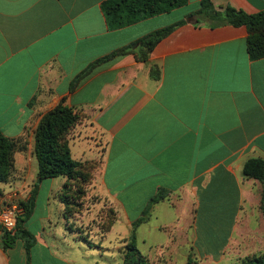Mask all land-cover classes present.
I'll use <instances>...</instances> for the list:
<instances>
[{
    "label": "crops",
    "instance_id": "obj_1",
    "mask_svg": "<svg viewBox=\"0 0 264 264\" xmlns=\"http://www.w3.org/2000/svg\"><path fill=\"white\" fill-rule=\"evenodd\" d=\"M104 1L0 0V132L26 145L9 182L0 183V210L14 189L26 202L37 185L23 224L33 239L20 236L6 248L0 229V264H101L85 258L112 244L120 218L126 230L113 238L122 260L112 264H123L125 241L161 191L168 197L135 228L151 264H223L264 253V183L243 173L249 159L264 161V58L250 60L247 28L212 27L194 15L204 0H189L110 30ZM210 1L217 10L264 11V0ZM180 23L147 62L134 53L116 57L71 91L95 61L140 49V39ZM63 101L80 115L68 136L71 155L101 163L94 189L117 213L105 234L101 219L88 228V217L66 211V178L38 182L34 133ZM86 141L99 142L97 151Z\"/></svg>",
    "mask_w": 264,
    "mask_h": 264
},
{
    "label": "trees",
    "instance_id": "obj_2",
    "mask_svg": "<svg viewBox=\"0 0 264 264\" xmlns=\"http://www.w3.org/2000/svg\"><path fill=\"white\" fill-rule=\"evenodd\" d=\"M188 3L189 0H106L102 3V11L109 29L119 30L170 13L175 9L186 6ZM194 15L209 21L212 27L220 25L246 27L249 34L247 52L250 60L257 61L264 58V11L248 14L231 6L223 10H217L210 0H204L201 3V8ZM181 24L159 29L140 39L138 42L140 49H119L95 61L73 80L70 87L71 91L75 90L81 81L98 66L116 57L134 53L139 61L147 62L150 53L157 44ZM152 74L156 75V72L152 70ZM79 121L80 115L65 105L63 101L42 116L34 133V152L38 162V182L45 179L66 178L67 183L62 200L66 211L72 214L76 213V209H81V204H76L75 198L82 194V186L90 179L95 178L94 173L101 164L98 161L82 163L73 159L68 136ZM25 150L26 145L22 143V139H10L0 132V183L9 182L15 172V154ZM243 173L249 179L264 183V161L254 158L249 159L244 165ZM75 188L77 190L74 191ZM36 197L37 185L31 197L22 204L24 213L19 218L17 234L15 236L5 234L4 244L6 248H12L20 236L33 239L32 235L23 229V224L33 215ZM167 197L168 193L166 191H161L156 195L145 210L144 217L134 225L130 239L125 241L123 264H151L137 247L135 228L146 220L145 218L150 214L155 204L164 201ZM115 220L107 230L111 229ZM239 264H264V253L247 258Z\"/></svg>",
    "mask_w": 264,
    "mask_h": 264
},
{
    "label": "rangeland",
    "instance_id": "obj_3",
    "mask_svg": "<svg viewBox=\"0 0 264 264\" xmlns=\"http://www.w3.org/2000/svg\"><path fill=\"white\" fill-rule=\"evenodd\" d=\"M97 139L99 140V138H97ZM88 142L89 141L84 142V147H87V148H90L92 150L97 151L96 144H99V142L90 141V144H88ZM78 150L79 149H76L75 152H77ZM76 158H78V157H75V161L78 160ZM95 180H96V178H92L87 183H85L84 186H82V188H81L82 194L75 198V203L76 204L80 203L81 209H78V210L76 209L75 210L76 213H74V214L80 213L81 215L88 217L89 218L88 228L90 225H93L94 223H96V219H98V220L101 219L102 222H101L100 226L98 227V229L100 230L99 233L105 234L106 232L109 231L107 229L109 228L111 223L117 218V213H116V210H114L112 207L109 206L107 200L101 199V197L98 194H96L95 189H94L95 188ZM75 190H77V188H75L74 191ZM201 219L207 221L206 211L200 212V220ZM224 229H225V227H223V226L219 227V234H222L224 232ZM125 230H126V227L124 225V221H123V219L121 220V218H120L114 234H111L112 237H110V239H108V241H110V240L112 241V244L103 243L102 248L104 251L99 250L98 256H95V257H91L90 255H87L86 256L87 258H85V260L88 262H92V263L95 260H97L101 264L102 263L103 264H112V263H115L116 260H119L121 262V260H122L121 255H120L121 251L116 249V247L118 246V244H117L118 242H116L115 241L116 239H114L113 237L116 236V233L118 235L124 234L123 232H125ZM201 235H203L202 234V228H201ZM200 244L202 245L204 243L201 242ZM216 245H217L216 250H218L221 246L224 245V243L221 241H217ZM108 250H110V251H108ZM100 253L104 255L103 258L100 256L101 255ZM194 260L198 261L199 259L195 258ZM235 261H236L235 259H231V260L225 261L223 264H239V262H241V261H236L237 263H235ZM199 264H202V263H199Z\"/></svg>",
    "mask_w": 264,
    "mask_h": 264
},
{
    "label": "built area",
    "instance_id": "obj_4",
    "mask_svg": "<svg viewBox=\"0 0 264 264\" xmlns=\"http://www.w3.org/2000/svg\"><path fill=\"white\" fill-rule=\"evenodd\" d=\"M25 202L20 190L14 189L8 201L0 210V229L9 236H15L18 230L19 218L23 215L22 204Z\"/></svg>",
    "mask_w": 264,
    "mask_h": 264
}]
</instances>
